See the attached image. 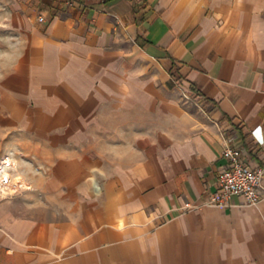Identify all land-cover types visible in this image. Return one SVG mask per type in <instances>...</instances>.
Listing matches in <instances>:
<instances>
[{
	"label": "crops",
	"instance_id": "crops-1",
	"mask_svg": "<svg viewBox=\"0 0 264 264\" xmlns=\"http://www.w3.org/2000/svg\"><path fill=\"white\" fill-rule=\"evenodd\" d=\"M65 3L36 0L18 21L10 13L6 40L17 37L16 49L26 52L33 99L40 90L53 97L78 88L60 76L78 73L79 61L87 74L98 64L107 80L88 84L84 115L105 118L106 129L79 138L80 115L66 121L71 126L56 118L70 103L35 102L29 124L56 129L34 136L69 139L70 148L36 147L43 169L28 168L30 187L0 197V264H264V177L256 204L206 203L231 134L247 148L249 167L264 166V0ZM133 57L151 61L157 90L168 92L151 135L128 147L121 129ZM176 75L194 98L179 96ZM1 104L10 114L18 106Z\"/></svg>",
	"mask_w": 264,
	"mask_h": 264
},
{
	"label": "rangeland",
	"instance_id": "rangeland-1",
	"mask_svg": "<svg viewBox=\"0 0 264 264\" xmlns=\"http://www.w3.org/2000/svg\"><path fill=\"white\" fill-rule=\"evenodd\" d=\"M14 1V9H11L9 7L12 5L10 0H0V177L3 172L9 173L11 177L20 174L22 181L26 184L28 180L26 177L28 168H31V174L38 173L37 169H43L42 164H38L34 156L36 147L53 142L58 146L64 147V149L70 148L69 139H62L60 141L59 139H51L49 137L39 138L34 136L37 133L36 131L39 130L53 131L56 129L53 126H47L45 120L34 125L29 124V118L34 114L33 108L36 105L35 102L41 104L55 102L63 105L75 102L85 104L88 101V94H92L93 92L92 89H87L88 84L91 87L93 84L98 86L102 80L106 81L107 77L97 67L98 64L95 66L94 73L87 74L85 68H82V63L79 61L78 73L71 74L69 78L68 75L60 76V80L64 85L69 82L73 85L77 84L78 88H76L77 86H73L72 89L53 90V97H47L45 91L40 90V95H38L37 99H33L31 97V90L28 87L25 88L30 81V74L24 73L23 70L27 69L22 66V63L25 62L24 55L26 52H19L16 49L21 44L17 37L13 42H7L6 34L8 31L11 32L12 27L7 26L4 20L10 18V13L12 12L17 21L24 19L26 9H32L36 0ZM74 1L66 0L65 9L71 7L70 3ZM14 46L15 49L12 50ZM125 66L127 69V88L124 107L126 124L122 127L121 131L123 135H126L127 146L133 147L135 142L148 138L153 132L156 119L161 113L159 103L167 95L168 91L162 90L161 92L157 90L160 89L161 80L157 79L156 66L151 61L133 57L127 61ZM136 71H140V73ZM135 72L137 74H134ZM176 78L177 85L181 84L180 77L176 75ZM8 82L16 83L15 85L20 87L18 89H7ZM180 84L178 85L179 96L181 98H194V96L183 90ZM2 99L3 101L11 102L12 105L16 104L21 107L22 123H15L11 120L10 110L7 106L5 107V105L1 104ZM95 99L97 101L98 97H95ZM50 116L52 117L53 115L51 114ZM44 117L42 116L43 119ZM52 123L54 122L52 121ZM63 124L64 126H71V122H64ZM15 130H18V135L15 134ZM84 140L86 141V138ZM110 140L113 142V139ZM6 159H8V164H3L7 161ZM97 179V186L101 187V179ZM22 188L23 186L18 187V184H16L11 186L10 189H5L7 193L0 190V197L8 194H17Z\"/></svg>",
	"mask_w": 264,
	"mask_h": 264
},
{
	"label": "built area",
	"instance_id": "built-area-1",
	"mask_svg": "<svg viewBox=\"0 0 264 264\" xmlns=\"http://www.w3.org/2000/svg\"><path fill=\"white\" fill-rule=\"evenodd\" d=\"M38 21H43L44 16L38 15ZM237 135L231 134L226 138L221 154L226 159L225 166L218 172L216 188L209 193L207 204L216 206H230L232 197H237L241 204L251 205L258 203L262 195L264 166L249 167L245 162L248 155L247 148L235 144ZM262 143V142H261ZM3 164H8V160ZM19 184L11 180V176L0 177V190L10 189ZM19 187V185H18ZM189 202H184V207H190Z\"/></svg>",
	"mask_w": 264,
	"mask_h": 264
},
{
	"label": "bare ground",
	"instance_id": "bare-ground-1",
	"mask_svg": "<svg viewBox=\"0 0 264 264\" xmlns=\"http://www.w3.org/2000/svg\"><path fill=\"white\" fill-rule=\"evenodd\" d=\"M74 106L75 105L68 104L66 106V108L69 110V112H66L63 115H56V118L62 120L63 122H66V121L70 120L71 118H73L74 116L80 115L79 116V119L81 118L80 121L77 120V121H79L78 123H79V129H80L79 138H82V135L85 134V133H87L88 131H98V130L99 131H105V129H106V119L105 118H102V117H100V118L99 117L98 118L95 117L94 119L88 118V116L87 115L85 116L84 114H86V113L89 112V109H90L89 106L84 105V104H77L76 105L77 107H74ZM48 107H50V108H56V107H59V106H58V104H54V105L47 106V108ZM45 108L46 107H44V106H38V108H37L38 109V115L36 116L37 119H38V117H41L42 116L41 115L42 114V111ZM10 118L15 123H22L23 116H22L21 107H19V106H13L11 108V116H10ZM91 120H94V121H91ZM30 123H33L32 120H31ZM115 123L116 124H119L118 121H116ZM48 124H49V122H48ZM17 132H18V130H15V134L16 135H18ZM6 160H8V159H6ZM8 175H10V174L7 173V172H3L1 174V177L2 176L7 177ZM11 180L18 182L19 183L18 184L19 187H21V186H23V188L30 187L29 185L25 184L22 181V176L20 174H17L14 177H11ZM93 188H94V190L96 192H99V190H100V188L97 185H93ZM1 191H3L4 193H7V191L5 192L4 189H1Z\"/></svg>",
	"mask_w": 264,
	"mask_h": 264
},
{
	"label": "trees",
	"instance_id": "trees-1",
	"mask_svg": "<svg viewBox=\"0 0 264 264\" xmlns=\"http://www.w3.org/2000/svg\"><path fill=\"white\" fill-rule=\"evenodd\" d=\"M109 1H112V0H103V2H109Z\"/></svg>",
	"mask_w": 264,
	"mask_h": 264
}]
</instances>
